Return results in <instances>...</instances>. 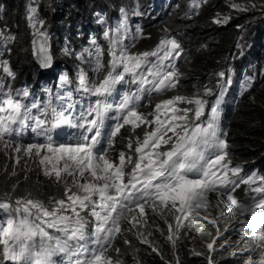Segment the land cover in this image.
I'll use <instances>...</instances> for the list:
<instances>
[{
    "label": "snow or ice",
    "instance_id": "1",
    "mask_svg": "<svg viewBox=\"0 0 264 264\" xmlns=\"http://www.w3.org/2000/svg\"><path fill=\"white\" fill-rule=\"evenodd\" d=\"M200 3L193 0L191 7L198 8ZM229 6L239 12L257 9L251 0L243 4L230 0ZM259 8L264 12V4ZM27 11L34 53L42 68H51L50 36L41 30L44 21L37 18L36 7L29 6ZM120 11L121 19L114 26L96 14L98 23L105 26L107 71L99 78L105 69L104 49L93 37L92 49L85 51L95 78L82 68L77 70L74 92L79 94L78 100L73 91H66L57 94L59 104L52 101L50 92L46 103L29 101L32 94L27 87L13 90L6 84V78L14 79L15 73L7 59H0L5 74L0 75V152L11 150L16 164L21 158L38 161L42 174L62 185L65 196L48 205L31 193L15 201L0 200V211L5 214L0 222V264H57L56 257L62 258L60 264H123L108 253L118 235L133 230L141 243L157 252L148 238L152 232L145 236L142 231L148 223L146 209L167 224L166 239L173 248L189 217L209 221L220 237L219 222L230 213L233 220L224 231L236 228L244 242L243 247L238 242V250L231 255L247 252L242 264H264V176L255 171L244 175L241 165L232 164L227 131L221 126V104L234 70L217 73L219 91L211 102L204 98L213 95L206 87L203 95H176L156 103L150 113L139 111L153 94L163 95L179 87L183 73L175 60L183 48L174 37H164L152 50L130 51L124 43L129 36L127 13L123 8ZM231 18L218 15L213 22L227 24ZM142 35L137 27L132 39ZM14 40L0 31V49L10 52L7 44ZM78 59H83V54ZM252 79L247 78L245 88L251 87ZM71 84L67 72L59 76L60 88ZM181 104L188 107L181 108ZM125 126L133 134L143 127V137H129L130 154L121 151L114 160L109 151ZM26 132L39 139L23 143ZM257 179L260 186L251 187ZM241 184L254 193L247 202L235 195ZM210 193L217 196L214 206ZM212 207L217 210L215 218H210ZM169 214L175 226L168 222ZM123 223L129 227L123 228ZM248 229L250 236L245 235ZM156 230L163 235L158 226ZM227 243L219 247L223 249ZM125 244L130 242L125 239ZM215 244L214 238L207 249L214 251ZM114 251L120 253L119 248ZM253 252L258 258H253ZM135 264L142 262L136 260ZM176 264H180L178 256Z\"/></svg>",
    "mask_w": 264,
    "mask_h": 264
},
{
    "label": "clouds",
    "instance_id": "2",
    "mask_svg": "<svg viewBox=\"0 0 264 264\" xmlns=\"http://www.w3.org/2000/svg\"><path fill=\"white\" fill-rule=\"evenodd\" d=\"M200 3V0H196ZM235 3H248L249 0H234ZM257 5V9L250 12H239L230 8V0H204L198 8H192L193 0H0V31L5 35L15 37L14 41L7 44L11 51L0 49L3 56L0 59H7L15 73V77L6 78V84L10 83L13 90L27 87L31 92L29 101L38 100L41 104L49 99V92L54 103L57 94L63 95L66 91H73L76 88V75L79 68L89 73L90 78H95L91 72L90 57L85 49H92L91 40L93 37L104 49L103 60L105 69L99 74L102 78L107 71L108 42L103 38L102 32L104 25L98 23L97 13L102 14L107 19L109 26H114L122 16L121 8L127 13L129 36L124 40L132 52L149 51L156 47L161 38L174 37L177 39L183 52L175 60L177 67L183 73L178 88L170 90L163 95L153 94L143 103L139 111L147 114L154 110V105L161 100L171 98L176 95L192 97L194 95H203L205 88H211L213 95L204 96L210 102L214 100L219 89L217 87L220 71H226L231 68L232 84L227 87L221 104V126L227 131V142L229 144L228 153L233 165H241L243 174L248 175L253 171L258 176H264V152L246 153L243 148L237 147L235 134L239 131V122L245 112L246 107L253 100H256L264 86V12L259 8L264 4V0H251ZM37 8V18L44 21L41 30H44L50 36L51 55L53 65L51 68L44 69L40 66L39 60L34 53L32 41L34 39L33 30L27 21L28 7ZM139 13V14H135ZM229 15L232 18L227 24H216L213 22L217 16ZM201 16L202 20L207 21L216 28H230L231 34L226 41L219 37L217 42L220 44L219 50H214V44L208 45L206 42L204 52L210 56L209 64L204 67V74L191 76L200 67V58L194 54L195 38L192 21H196ZM188 25H190L188 27ZM238 25L243 28L237 27ZM40 28V25H37ZM142 29L143 35L132 39L136 29ZM167 29V31H165ZM246 45V46H245ZM38 46V44H37ZM27 53L28 57L21 58L19 53ZM83 54V59L78 56ZM28 61L26 62V60ZM67 72L72 80L71 85L60 88L59 76ZM0 75H5L0 69ZM252 77L251 87L245 88V81ZM79 94L74 92V99H79ZM181 108L188 107L186 104L179 105ZM34 114L36 110H33ZM144 128H138L133 134L129 126L121 129L115 138V143L109 151V155L118 160L119 153L124 151L130 154L127 147L129 137H143ZM39 138H34L26 132L22 137V142L32 143ZM0 167L10 169L3 178L0 176V200L10 199L15 201L19 197L31 193L32 197L43 201L46 205L51 200L65 198L62 185L54 183L42 174L41 166L38 161L31 158H21L19 164L15 162V154L8 151L0 152ZM22 171L24 180L21 178L11 186H5L7 181H11L13 174ZM35 174L43 184L48 183L49 187L43 192L21 186V183L29 182L32 174ZM43 180V181H42ZM45 181V182H44ZM50 181V182H47ZM54 184V185H53ZM261 182L257 179L251 187L260 186ZM15 186V188H14ZM251 187L241 184L236 189L235 195L241 201L247 202L251 195ZM7 194V195H6ZM217 200L215 193L209 194V201L214 206ZM211 217L215 218L216 208L210 210ZM147 226L142 230L147 236L149 231L152 236L148 237L153 241V245L158 249L152 251V247L143 244L133 232H127L118 235L114 241L113 249L109 255L113 258H119L123 264H135L136 260L142 264H176V257H179L180 264H209V257L212 258V264H242L249 253L245 252L237 256H232V251L238 250L244 246L241 233L236 228H229L224 231V226L229 224L233 217L230 213L226 219L219 222L222 235L216 236V226L202 217L192 219L189 217L184 221L186 227L180 230V239L177 246L173 248L172 244L166 239L168 226L161 219L152 213L151 209H146ZM5 218L3 211H0V222ZM168 222L175 226V220L169 214ZM250 219V217H249ZM157 226L163 230V235L157 231ZM122 227L127 229L128 223H123ZM251 230H246L245 235L250 236ZM216 239L214 251L207 249V244ZM127 239L130 244H125ZM228 242L225 248L221 249L220 244ZM251 244L252 241H246ZM230 245V246H229ZM119 248L117 254L114 249ZM194 253H200L196 255ZM253 258H258L257 253H251ZM57 264H60L61 257H56Z\"/></svg>",
    "mask_w": 264,
    "mask_h": 264
},
{
    "label": "trees",
    "instance_id": "3",
    "mask_svg": "<svg viewBox=\"0 0 264 264\" xmlns=\"http://www.w3.org/2000/svg\"><path fill=\"white\" fill-rule=\"evenodd\" d=\"M201 18L202 17L199 16L198 20L192 21V29H194L193 36L195 38L193 51L194 54H197L200 58V67L196 70V72H194V69L191 72V76L194 78L196 76L202 77L205 71L204 67H206L210 62V56L204 52L206 43L208 45L214 44V50L217 51L221 47L217 42V39L220 37L222 41H226L231 34L230 28H216L214 25H210L207 23V21L202 20ZM189 26L190 25H188V27ZM19 56L21 58L28 57L27 53L25 52L19 53ZM27 61L28 59L26 62ZM239 124V131L235 134V141H238L236 146L243 148V152L246 153L260 154L261 152H264V86L262 87L261 91H259L258 98L251 101L246 107L245 112L241 116ZM1 168L2 167H0V171ZM9 170L10 169H4L2 172H0V176L4 178ZM12 177H16V179L12 178L11 181H7L5 186L9 187L14 182L18 181L22 177V171L13 174ZM23 180L24 178H21L20 181L22 182ZM38 180L39 179H37L33 173L29 182L21 183V186L38 192H43L49 187L48 183L45 187V184ZM198 264L200 263L198 262Z\"/></svg>",
    "mask_w": 264,
    "mask_h": 264
}]
</instances>
